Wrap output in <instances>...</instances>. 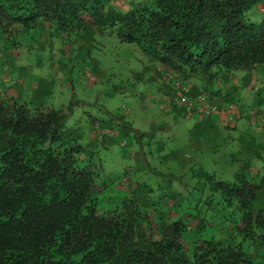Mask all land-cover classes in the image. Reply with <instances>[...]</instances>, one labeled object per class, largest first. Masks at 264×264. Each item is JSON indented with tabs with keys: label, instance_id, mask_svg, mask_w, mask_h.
<instances>
[{
	"label": "trees",
	"instance_id": "obj_1",
	"mask_svg": "<svg viewBox=\"0 0 264 264\" xmlns=\"http://www.w3.org/2000/svg\"><path fill=\"white\" fill-rule=\"evenodd\" d=\"M260 3L149 0L121 9L111 0H0V40L16 45L17 33L44 25L71 48L89 25L187 83L201 80L212 100L220 73L264 63V16H248ZM45 101L0 95V264H255L252 248L264 252V174L208 175L200 180L206 196L153 229L151 211L132 192L103 204L100 184L107 187L109 175L68 137L62 107ZM210 208L230 209L223 217L235 239L214 237L207 222L190 226Z\"/></svg>",
	"mask_w": 264,
	"mask_h": 264
},
{
	"label": "rangeland",
	"instance_id": "obj_2",
	"mask_svg": "<svg viewBox=\"0 0 264 264\" xmlns=\"http://www.w3.org/2000/svg\"><path fill=\"white\" fill-rule=\"evenodd\" d=\"M111 1L121 9L149 2ZM248 16L259 21L264 0L252 6ZM15 40L16 45L0 40V95L62 107L68 137L82 145L83 155L99 160L103 173L109 175L111 183L100 184L105 206L130 191L143 209L151 211L150 226L157 229L167 217L191 205L195 195H207L208 186L200 180L208 175L231 180L232 172L242 169L234 156L242 161L240 153L248 152L254 167L247 171L264 174V124L251 127L245 113L251 108L264 113V63L220 73L209 87L217 91L211 102L225 106L228 113L220 110L200 119L176 107L167 112L170 105L155 93L168 95L171 89L165 87L154 62L134 44L111 34L99 35L86 25L83 38L64 48L54 30L50 33L39 25L34 31L17 33ZM188 84L196 93H212L203 90L197 78ZM228 114H235L233 123L226 121ZM97 122L115 134L98 139ZM259 195L258 204L264 206V189ZM218 196L210 190L211 198ZM229 210L210 208L189 224L198 229L207 222L214 237L235 239L223 217ZM252 251L255 264H264V252L258 247Z\"/></svg>",
	"mask_w": 264,
	"mask_h": 264
},
{
	"label": "built area",
	"instance_id": "obj_3",
	"mask_svg": "<svg viewBox=\"0 0 264 264\" xmlns=\"http://www.w3.org/2000/svg\"><path fill=\"white\" fill-rule=\"evenodd\" d=\"M157 71L162 73V78L164 81L170 85V98L171 101H175L182 108L181 111L188 113V115L197 116L200 119H206L212 116V113H218L220 110H223L224 113H228L225 106L211 102L208 100V96L203 93H191L190 86L184 80H181L173 71H163L162 68L158 65L156 67ZM124 108V104L122 105ZM248 116L254 117L253 122H259L264 124V113L259 109L251 108L245 112ZM235 114H228L226 116V121L228 123H233L235 120ZM94 133L98 139H103L104 137H111L115 133L112 129L100 127L98 123L94 125Z\"/></svg>",
	"mask_w": 264,
	"mask_h": 264
},
{
	"label": "crops",
	"instance_id": "obj_4",
	"mask_svg": "<svg viewBox=\"0 0 264 264\" xmlns=\"http://www.w3.org/2000/svg\"><path fill=\"white\" fill-rule=\"evenodd\" d=\"M142 75V74H141ZM159 77H157V79H158ZM161 78H162V76H161ZM159 80H160V78H159ZM152 83H154L153 85H156L157 84V81L155 80V81H152ZM164 85H165V87L167 88H170L165 82H164ZM190 92H192V93H196V92H198V91H195L194 89H192V88H190ZM169 94L168 95H166L165 93H159V92H156L155 94H157V96L159 97V96H161V98L165 101V102H167L168 103V105H170V109L171 110H168L167 112H170V111H173V109L176 107V108H178L179 109V111H181L182 110V108L180 107V105H178L175 101L173 102V101H171V99L172 98H170V91L168 92ZM209 100V99H208ZM211 101V100H210ZM166 112V113H167ZM181 112H183V111H181ZM107 113H108V111H107ZM211 117V116H210ZM241 120V119H240ZM239 121V120H238ZM248 121V120H247ZM246 124V123H245ZM248 124L252 127L253 126V124H254V122H253V120H250V118H249V121H248ZM244 153V154H243ZM241 155H243L244 157H243V159H242V161H240L239 160V157L238 156H234V160H238L239 162H240V164H241V168L242 169H240V170H244V171H247V170H249L250 168H253L254 167V165L252 166L251 165V163L249 162V159L250 158H252V156L248 153V152H242V153H240ZM257 169V168H256ZM255 169V170H256ZM237 170V169H236ZM234 172V171H233ZM233 172H232V175H233ZM257 172V171H256Z\"/></svg>",
	"mask_w": 264,
	"mask_h": 264
}]
</instances>
